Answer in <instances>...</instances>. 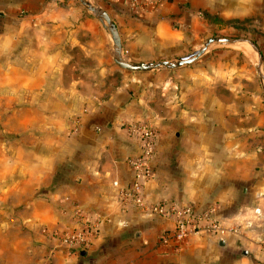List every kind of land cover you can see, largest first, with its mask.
I'll return each mask as SVG.
<instances>
[{
  "label": "crops",
  "instance_id": "1",
  "mask_svg": "<svg viewBox=\"0 0 264 264\" xmlns=\"http://www.w3.org/2000/svg\"><path fill=\"white\" fill-rule=\"evenodd\" d=\"M88 1L114 23L127 61L171 59L212 23L238 21L264 70V0ZM112 54L109 34L76 0H0V264H264L255 63L132 72ZM144 118L157 139L143 196L216 202V218L235 231H199L173 249L157 242L169 220L122 205L125 160L138 152L125 125ZM74 207L99 229L89 247L67 251L51 234L73 224Z\"/></svg>",
  "mask_w": 264,
  "mask_h": 264
},
{
  "label": "built area",
  "instance_id": "2",
  "mask_svg": "<svg viewBox=\"0 0 264 264\" xmlns=\"http://www.w3.org/2000/svg\"><path fill=\"white\" fill-rule=\"evenodd\" d=\"M128 136L137 141L138 152L126 158L125 163L130 171L128 182L118 186V195L122 205L131 206L148 215H154L171 222V229L159 232L157 242L173 249L182 247L189 236L199 231H207L212 235L229 233L234 228L225 229L216 218L218 205L210 203L205 208H197L193 203H182L172 199L158 202L148 201L142 192L145 182L152 179L154 173L152 159L155 154L157 130L151 120L144 118L125 125ZM118 185L117 182H113ZM97 217L89 211L74 207L73 224L60 230L52 231L62 248L68 250H84L92 244L98 234Z\"/></svg>",
  "mask_w": 264,
  "mask_h": 264
},
{
  "label": "water",
  "instance_id": "3",
  "mask_svg": "<svg viewBox=\"0 0 264 264\" xmlns=\"http://www.w3.org/2000/svg\"><path fill=\"white\" fill-rule=\"evenodd\" d=\"M80 5L89 11L102 25V27L109 34L112 46L113 62L121 69L132 72H148L151 70L159 69H174L183 65H188L193 62L196 58L206 52L208 49L232 46L236 44L245 45L251 49L253 53L255 71L260 84L264 87V70L262 64V55L254 44V42L245 37H211L206 39L198 49L191 51L190 53L181 56L175 60H160V61H149V62H131L127 61L121 56V46L117 30L114 23L111 21L109 16L101 10L99 7L94 5L88 0H77ZM222 244V241H219ZM244 253V251H243Z\"/></svg>",
  "mask_w": 264,
  "mask_h": 264
},
{
  "label": "rangeland",
  "instance_id": "4",
  "mask_svg": "<svg viewBox=\"0 0 264 264\" xmlns=\"http://www.w3.org/2000/svg\"><path fill=\"white\" fill-rule=\"evenodd\" d=\"M77 3L80 5V3L78 1H77ZM249 33H250V30L248 29L247 26L243 25L242 22L227 21V22L212 23V25L210 27H208V29L203 34H200L199 36L193 38L192 39L193 42H190L189 39H186V41H187L186 42L187 43L186 49L187 50L182 52L181 53L182 55H176V56L172 57L171 59H160L159 58V59H154L151 61L175 60L181 56H184V55L190 53L191 51H193L195 49H198L206 39L211 38V37H245V38H249L250 37ZM246 58L249 59L250 63H254L253 53H252L251 49L245 45L236 44V45H232V46H224V47H217V48L208 49L205 54H203L200 58H196L191 63H214L217 60L226 62L225 60H227V59L233 60V62H235V63H243L244 59L246 60ZM114 65H116V64L114 63ZM160 70L167 71V69H159V70H151L148 72L160 71ZM169 70H172V69H169Z\"/></svg>",
  "mask_w": 264,
  "mask_h": 264
}]
</instances>
